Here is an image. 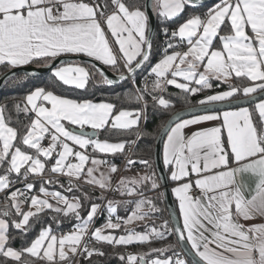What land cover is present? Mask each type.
<instances>
[{
    "label": "snow or ice",
    "instance_id": "obj_1",
    "mask_svg": "<svg viewBox=\"0 0 264 264\" xmlns=\"http://www.w3.org/2000/svg\"><path fill=\"white\" fill-rule=\"evenodd\" d=\"M196 6L195 0H0V66L48 68L52 84L72 92L128 83L117 98L140 105L117 107L39 86L14 105L26 118L17 121L21 127L11 126L0 106V264H92L93 256L107 254L95 245L115 250L169 236L175 244L115 255L122 264H264V223L243 222L264 219V0H218L176 28L167 26ZM153 16L164 37L155 62ZM35 75L26 72L24 82ZM169 86L189 104L199 95L193 108L201 114L163 126L168 175L158 177L150 160L126 153L148 135L139 124L150 102L162 113L174 107L165 98ZM241 101L251 107L217 108ZM212 121L217 125L185 133ZM134 128L135 140L108 139ZM118 156L123 169L114 162ZM136 165L143 171L114 183V174ZM161 180L175 185L181 226L171 223L173 214L155 222L164 210L145 193L159 190ZM97 188V196L86 190ZM106 192L128 199H108ZM122 206H133L126 217L117 214ZM137 222L143 231L132 227ZM13 230L25 242L19 249L11 245Z\"/></svg>",
    "mask_w": 264,
    "mask_h": 264
},
{
    "label": "trees",
    "instance_id": "obj_2",
    "mask_svg": "<svg viewBox=\"0 0 264 264\" xmlns=\"http://www.w3.org/2000/svg\"><path fill=\"white\" fill-rule=\"evenodd\" d=\"M139 2H143V0H139ZM218 0H213L207 4H196V7H187L184 13H181L179 17L174 18L173 21L168 23V27L176 28L179 24L183 23L190 15L195 13H204L208 8L214 6ZM161 24L158 21L157 29L153 44V62L162 55V47L164 37L160 34ZM178 39V38H177ZM9 70V68H5L4 66H0V76ZM142 75L137 76V82L139 83L142 79ZM27 82H24V74H18L15 77H11L4 83L1 91H0V106L6 105L5 115L6 118H11V126L13 127H21L20 122H26V118L21 113L17 116L15 112L14 105L16 103H20L23 101L24 96L33 90L35 87L43 86L47 89L54 90L56 94L65 95L70 98H78L83 96L87 99H92L95 102H112L117 105V107H127L129 109H135L140 105H137L135 102H128L123 97L117 98L115 93H122L128 90L131 85L128 83H120L118 85H114L111 88L107 86H99V87H89L87 92L81 91H67L63 86H54L51 82V73L48 72L41 76L36 77H27ZM165 98H169L172 100L174 107L170 109L167 113H162L159 110H154L151 107V103H149L148 111H147V120L145 121L143 130L148 133L144 138L138 141V144L135 146L133 155L139 159H151L154 161V151H155V143L156 138L161 130V128L165 125L168 118L178 110H181L186 107L193 106L196 101H198L201 97L199 95L192 97L191 103H186L184 100V95L179 93L177 89L172 86H169L168 93L165 94ZM251 107V105H250ZM101 138H105L104 135H101ZM136 138L135 129L132 131H121L116 132L108 137V139L112 140H123L129 139L134 140ZM119 157V156H118ZM120 158V157H119ZM155 166V163H154ZM156 168V166H155ZM134 170H137L134 167ZM117 173L114 174V178ZM38 187V185H37ZM59 190V189H58ZM94 196L100 194V190H92L86 189ZM111 198V197H110ZM109 198V199H110ZM150 198L155 199L158 207L163 209L161 213L157 215L156 224H159L162 220L167 219L166 215V203L163 200L162 195L158 192L153 194ZM99 202V201H96ZM3 204V196L0 198V209H2ZM87 208V205L85 206ZM105 220V213L101 216H98L95 220V225L99 226ZM147 223L151 224L152 221H148ZM40 225H37L36 228L28 235L27 239L30 241L34 236L38 233ZM136 230H144L143 224H138ZM70 229V225L66 222L63 226V231ZM12 234L16 236V239L11 242V245L14 248L19 249L24 245V239L20 237L19 233L15 230L12 231ZM176 240L174 236H169L167 240L164 241H152L150 244H133L128 246H118L115 250L107 245H95L98 248H101L105 253V256H93L92 264H122L119 260L118 256L115 255V252H123V253H147L150 248H163L168 244H175ZM157 253H153L150 257H146V259H152L157 257ZM162 258V257H161ZM83 264H88L87 261H83Z\"/></svg>",
    "mask_w": 264,
    "mask_h": 264
},
{
    "label": "water",
    "instance_id": "obj_3",
    "mask_svg": "<svg viewBox=\"0 0 264 264\" xmlns=\"http://www.w3.org/2000/svg\"><path fill=\"white\" fill-rule=\"evenodd\" d=\"M211 1H213V0H203L202 4H207ZM195 2H196V4H201V0H195ZM157 23H158L157 18L155 16H153L151 19V25H152V29H153V31H152L153 44H154V39H155V34H156V29H157ZM97 65L99 67H103L102 65H99V62H97ZM33 70H35L37 72V75L32 76V77L41 76L43 74L50 72V70L48 68H37L36 65H27V66H23V67H19V68H11V69L7 70L6 72H4L0 76V91H1V89L5 83V81L2 78L7 76L9 79V78L13 77L11 75L12 73H15L16 75H18V74H25L26 72H31ZM105 71L110 76V78H113V79L118 78V73H116L112 69L108 68V69H105ZM118 84H120V83H118ZM239 106H250V105H244L243 101H241L240 104H232V105L220 104V105H217V108L220 110H227L229 108H237ZM193 114H201V110L198 108L194 109L193 106L183 108V109L178 110L175 113H173L168 118L165 125L171 124L174 120H176L177 116L185 119V118L191 117V115H193ZM165 138L166 137L163 135V127H162L157 138H156L155 151H154V161H155V166L157 168L159 176L163 175L166 177L168 175V173H167V170L165 169V167L163 165V142H164ZM161 184L163 187L164 199L166 202V206H167L169 215L173 214V215H171L172 224L176 225V226H181L182 225L181 217H179V211L177 208L176 200H175L174 194L171 191L172 182L170 180H167V181L161 180ZM189 259H191V258H189Z\"/></svg>",
    "mask_w": 264,
    "mask_h": 264
},
{
    "label": "crops",
    "instance_id": "obj_4",
    "mask_svg": "<svg viewBox=\"0 0 264 264\" xmlns=\"http://www.w3.org/2000/svg\"><path fill=\"white\" fill-rule=\"evenodd\" d=\"M201 14H202V12H200ZM160 58V57H159ZM159 58H157L156 60H158ZM155 60V61H156ZM154 61V62H155ZM114 71V70H113ZM95 102V101H94ZM250 107V106H249ZM233 109H235V108H233ZM228 110V109H227ZM188 118H190V117H188ZM188 118H185V119H188ZM144 123H145V120L144 119H141V121H140V124H139V127L141 128V129H143V125H144ZM217 123L218 122H215V121H212V122H205L204 124H202V125H193V126H190L189 128H187V129H185V133L186 134H188V135H190L192 132H194V131H197V130H200L201 128H208V127H213V126H216L217 125ZM135 129V128H134ZM101 139H104V138H101ZM123 140H125V141H129V139L127 140V139H123ZM110 141H112V142H117V141H120V140H112V139H110ZM152 166H153V168H154V170L156 171V175L159 177V174H158V171H157V168H155V166H154V163H152ZM143 171V168H142V166H140V168L139 169H137V170H131V171H123V172H121V174H120V176H119V178H118V181H119V179L122 177V176H127V177H132V176H135L138 172H142ZM116 179V177L114 178V175H113V181ZM244 182L246 183V185L249 187V188H254V186H255V182H254V180L252 179V178H250V177H245L244 178ZM159 183L161 184V181H159ZM17 187H20L21 185H16ZM39 186V185H38ZM175 185L173 184V182H172V187H174ZM161 188H163L162 187V184H161V187H160V189L159 190H157V191H146V196H148L149 198L153 195V194H155L156 192L158 193H160V194H163L162 195V197H163V200L165 201V199H164V192H163V190L161 189ZM58 190V189H57ZM95 190H99L98 188L97 189H95ZM106 195V194H105ZM2 197V195H0V198ZM111 198L110 199H115V200H125V199H128L127 197H121V196H119V195H116V194H114V195H112V196H110ZM175 197V196H174ZM176 200V199H175ZM166 203V202H165ZM176 204H177V208H178V202L176 201ZM131 207H133V206H127V207H124V206H122V207H120V208H118V212H117V214L119 215V216H121V217H126L128 214H129V210H130V208ZM165 209H166V215H167V219L169 218V212H168V209H167V206L165 207ZM179 211V210H178ZM106 216H107V213L105 212V218H106ZM181 221H182V218H181ZM105 222V220L99 225V226H101L103 223ZM148 222V221H147ZM245 224H246V226H250V225H252V224H261V223H264V219H260V218H257V219H254V220H249V221H243ZM171 223H172V221H171ZM138 224H140L139 222H137V223H134L133 225H132V227H134V228H136V229H139V228H137V225ZM96 226V225H95ZM99 226H96V227H99ZM137 231H143V230H137ZM117 235H119V234H122V232H120V231H118L117 233H116ZM132 253V252H131ZM133 254H136V253H133Z\"/></svg>",
    "mask_w": 264,
    "mask_h": 264
},
{
    "label": "built area",
    "instance_id": "obj_5",
    "mask_svg": "<svg viewBox=\"0 0 264 264\" xmlns=\"http://www.w3.org/2000/svg\"><path fill=\"white\" fill-rule=\"evenodd\" d=\"M151 103V102H150ZM145 124V123H144ZM144 126V125H143ZM136 139V138H135ZM134 139V140H135ZM135 146L136 145H133L132 146V148H131V150L130 151H127V156H130V157H132L133 159H139V158H136L134 155H133V152H134V149H135ZM126 148H127V146H126ZM148 159V158H147ZM148 160H150L152 163H155V161H152L151 159H148ZM114 162L118 165V166H120V168L121 169H123V158L122 157H116L115 158V160H114ZM135 168L136 169H139L140 168V165H136L135 166ZM124 170H121L120 172H118L117 173V175H116V179L114 180V183L115 182H117L118 181V178H119V176H120V174H121V172H123ZM162 190H163V188H161ZM106 194V196L108 197V199L110 198V196H112V195H114V193H111V192H106L105 193ZM65 232H67V231H69V229L68 230H64Z\"/></svg>",
    "mask_w": 264,
    "mask_h": 264
},
{
    "label": "rangeland",
    "instance_id": "obj_6",
    "mask_svg": "<svg viewBox=\"0 0 264 264\" xmlns=\"http://www.w3.org/2000/svg\"><path fill=\"white\" fill-rule=\"evenodd\" d=\"M233 109V108H232Z\"/></svg>",
    "mask_w": 264,
    "mask_h": 264
}]
</instances>
